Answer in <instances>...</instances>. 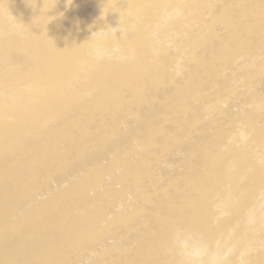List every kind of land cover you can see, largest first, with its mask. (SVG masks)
<instances>
[{
	"label": "water",
	"instance_id": "water-1",
	"mask_svg": "<svg viewBox=\"0 0 264 264\" xmlns=\"http://www.w3.org/2000/svg\"><path fill=\"white\" fill-rule=\"evenodd\" d=\"M0 264H264V0H0Z\"/></svg>",
	"mask_w": 264,
	"mask_h": 264
}]
</instances>
